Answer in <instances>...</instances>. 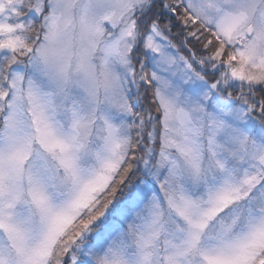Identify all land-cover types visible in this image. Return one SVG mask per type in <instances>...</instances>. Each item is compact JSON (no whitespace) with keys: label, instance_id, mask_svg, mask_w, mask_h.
<instances>
[{"label":"snow or ice","instance_id":"1","mask_svg":"<svg viewBox=\"0 0 264 264\" xmlns=\"http://www.w3.org/2000/svg\"><path fill=\"white\" fill-rule=\"evenodd\" d=\"M0 264H264V0H0Z\"/></svg>","mask_w":264,"mask_h":264}]
</instances>
